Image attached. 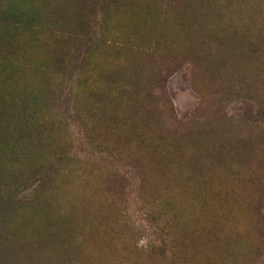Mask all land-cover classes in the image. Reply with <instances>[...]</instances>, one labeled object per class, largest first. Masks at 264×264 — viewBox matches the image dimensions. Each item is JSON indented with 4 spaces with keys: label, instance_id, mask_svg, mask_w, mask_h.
Returning <instances> with one entry per match:
<instances>
[{
    "label": "rangeland",
    "instance_id": "1",
    "mask_svg": "<svg viewBox=\"0 0 264 264\" xmlns=\"http://www.w3.org/2000/svg\"><path fill=\"white\" fill-rule=\"evenodd\" d=\"M0 264H264V0H0Z\"/></svg>",
    "mask_w": 264,
    "mask_h": 264
}]
</instances>
